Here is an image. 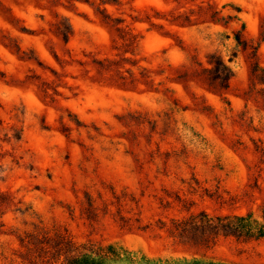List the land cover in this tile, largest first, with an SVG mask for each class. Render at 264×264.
<instances>
[{
  "label": "rangeland",
  "instance_id": "374dc122",
  "mask_svg": "<svg viewBox=\"0 0 264 264\" xmlns=\"http://www.w3.org/2000/svg\"><path fill=\"white\" fill-rule=\"evenodd\" d=\"M118 2L101 8L129 35L87 3L0 0V264L44 234L110 245L112 264H264V239L169 233L201 212L261 222L264 0ZM202 3L224 22L175 21ZM214 53L234 73L223 94L198 77Z\"/></svg>",
  "mask_w": 264,
  "mask_h": 264
},
{
  "label": "trees",
  "instance_id": "16d2710c",
  "mask_svg": "<svg viewBox=\"0 0 264 264\" xmlns=\"http://www.w3.org/2000/svg\"><path fill=\"white\" fill-rule=\"evenodd\" d=\"M69 1H79L97 7V11L102 14L107 24L111 25L122 35H129L126 29L120 26L123 23L122 20L112 18L106 9L101 8L107 4L119 5L118 0ZM190 13L198 16L195 21L191 20L190 15L184 16L181 22H178V19L175 21L185 26L196 25L199 21L202 23L224 22V19L220 17V13L210 4L204 5L202 3L198 6V11L193 10ZM58 33L64 42L67 43L69 41L72 36V27L68 21L59 23ZM236 41L238 45L242 46L243 50L252 49V54L254 58L256 57L257 48L249 45L242 35L238 34ZM208 65L209 67L202 68L201 73L198 74L200 80L211 92L220 94L227 92L230 81L234 76L231 68L223 57L216 53L208 56ZM99 69L107 71L109 66L99 63ZM251 72L254 85L262 87L261 93L264 97V68H261L256 62ZM169 233L183 244L204 248L214 247L221 237H232L243 242H257L264 239V206L262 208L261 222L253 219L252 214L245 217H211L209 214L201 212L183 220L173 221ZM20 242L25 250L19 255L20 264H112L119 258L117 250L110 245H77L67 236L53 238L48 234L29 235L26 238H21Z\"/></svg>",
  "mask_w": 264,
  "mask_h": 264
}]
</instances>
